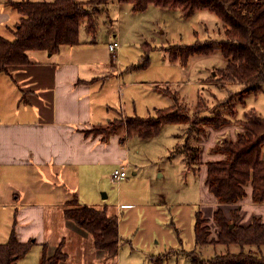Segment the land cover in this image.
<instances>
[{"label": "crops", "instance_id": "crops-1", "mask_svg": "<svg viewBox=\"0 0 264 264\" xmlns=\"http://www.w3.org/2000/svg\"><path fill=\"white\" fill-rule=\"evenodd\" d=\"M5 2L0 0V35L12 40L10 30L19 20V15ZM219 23L223 30L222 23ZM81 30L85 32L83 27L80 33ZM145 45L141 43L140 47ZM103 49L104 53H101V48L97 49L96 44L87 43L80 36V44L63 46L55 54L29 51V64L13 66L8 74H0V213L3 211L14 220L7 239L13 229L20 243L33 240L34 245L46 244L50 254L63 241L66 264H124L121 249L128 242L125 264H140L134 255L139 247L146 248L148 260L145 264L148 261L149 264H163L160 256L174 248L170 246L172 237L167 230L164 234L167 238L160 237L167 214L159 209L167 205L171 208L172 205L163 200L137 204L128 188L124 191L125 183H128L127 171L132 166L133 172L136 171L133 174L137 175L139 169L137 155H132L128 148L135 135H127L124 140L115 133L108 136L93 133L96 127L105 126L112 119L115 87L124 92L136 83H125L129 69H120L116 65L120 44L114 54ZM108 87L114 89L112 94ZM131 107L136 112L133 100ZM126 110L124 105L123 109L119 106L125 117ZM152 110L154 114L158 109L154 107ZM228 126L220 130L209 128L207 139L200 144L201 149L208 151L215 142L224 139L228 131L234 140L236 135ZM138 145L139 141H136L133 153ZM203 153L199 154L202 164L197 173L201 182L200 206L204 218L208 219L217 204L205 184L204 163L216 156H201ZM118 166L125 169L126 176L118 182L116 199L111 202V190L108 191L106 186L112 171ZM246 192L239 205L238 224L246 227L254 217H259L264 223V205L252 202L250 186ZM74 196L77 204H69ZM83 205L106 209L108 215L117 218L119 250L116 258L108 259L105 252L94 248L89 233L65 219L63 212L66 208ZM236 207L237 204L221 206L227 216ZM134 208L142 213L145 220L141 229L130 227V217L124 220L122 215L121 210ZM179 210L180 207L168 211L169 215L172 214L171 221L176 222H172L176 232H181L183 224ZM151 243L155 246L150 248Z\"/></svg>", "mask_w": 264, "mask_h": 264}, {"label": "trees", "instance_id": "trees-1", "mask_svg": "<svg viewBox=\"0 0 264 264\" xmlns=\"http://www.w3.org/2000/svg\"><path fill=\"white\" fill-rule=\"evenodd\" d=\"M99 1V0H98ZM106 2V0H105ZM103 2V3H105ZM131 4L134 11H144L148 5L163 9H177L183 18L188 19L197 11L206 9L222 23L224 40L205 44L172 46L167 49L170 61L179 60L185 65L194 55H208L219 50L226 59V67L219 70V85H237V100L228 95L220 105H227L226 115L217 114L200 117L207 106L199 99L192 115L186 106L178 104L176 95L172 107L159 109L153 116L125 117L124 120L109 121L93 131L103 136L114 134L123 127L128 136L135 135L145 140L158 135L169 124L186 125L188 139L193 135L195 145L189 141L183 146L185 163L193 171L200 169V140L209 128L220 129L237 124L239 131L235 139L224 138L209 149L213 160H207L205 184L208 192L217 204L212 214L214 225L208 224L201 211L195 212L193 225L196 246L216 245L226 249L224 254L208 260L193 257L191 264H264V257L258 256L264 247V223L254 217L248 226L238 224L239 205L246 197V189L251 187V199L254 204L264 205V118L254 110H248L243 118L234 121L236 109L233 102L245 104V95H256L264 87V0H118ZM6 5L19 15V20L10 30L13 39L0 35V74H8L9 68L29 64L27 52L44 51L55 54L63 46L80 44V29L88 34L96 31L93 16L86 5L76 0H54L51 2H32L29 0H6ZM147 58H145V62ZM232 117V118H231ZM198 143V144H197ZM190 170V169H189ZM69 204H77L74 196ZM227 216L221 206L236 205ZM66 220L92 236L94 248L106 253L108 259L116 258L119 250L118 222L115 216L107 214L106 209L98 210L89 206L66 208L63 212ZM231 225H233L231 227ZM213 229V230H212ZM213 239L208 241V237ZM217 237V240H215ZM215 238V239H214ZM34 241L20 243L14 230L5 243H0V264H18L24 258ZM64 242L49 253L46 244L41 245L38 264H66L67 255L63 251ZM239 248L231 253L229 247ZM248 249V250H246ZM255 249V250H254ZM256 250L258 252H256Z\"/></svg>", "mask_w": 264, "mask_h": 264}, {"label": "rangeland", "instance_id": "rangeland-1", "mask_svg": "<svg viewBox=\"0 0 264 264\" xmlns=\"http://www.w3.org/2000/svg\"><path fill=\"white\" fill-rule=\"evenodd\" d=\"M76 1L82 3L91 1L89 5H86V8L89 14L93 16L96 24L94 35L86 34L81 30V39L92 45L96 44L97 49L101 48V53H104L103 48L108 49V43L117 40L120 44V54L116 65L120 69H129V73L125 75L127 79L125 83L133 82L134 84L136 82L124 92H119L115 87L116 103L115 106H112L115 111L112 113L110 121L124 120L125 116L119 111V106L123 109V105L125 108L127 107L125 111L127 117L142 118L153 116L155 114L152 110L154 107L158 110L172 107L175 101L166 92L176 95L178 104L186 106L189 115L194 113L198 100L203 99L207 106L200 117H210L217 112H219L217 114L226 115L227 105L221 107V101L228 95L233 96V100H237L239 97L237 85L227 86L226 89L219 85L218 72L224 69L227 64L219 50H214L208 55H194L188 59L185 65H182L179 60L174 62L169 60L167 49L172 46L205 44L224 39L218 18L210 11L203 9L190 19H185L177 9H163L153 5H149L144 11H134L131 4L119 3L118 0H106V2L105 0ZM12 15L15 16V13ZM113 35H116L117 39L113 38ZM141 43H146V45L141 48ZM145 58H147L146 62ZM202 81L204 82L201 84ZM108 89L112 94L113 88L108 87ZM157 89L159 90L157 91ZM119 94L120 99L118 98ZM243 99L245 104L242 106L237 101L232 103L236 109L235 116L231 117L234 121L242 119L243 114L248 110H254L264 118V87L255 96L245 95ZM132 100L136 112L132 110ZM215 109H218L217 112H213ZM228 127H231V132L237 135L239 131L237 124L233 123ZM186 129V125L169 124L164 126L158 135L149 139L142 140L134 136L128 146L131 154L137 155L136 165L139 169L137 175L133 174L136 171L133 172L132 166L127 171L128 183H125L124 191L128 188L137 204L144 202L153 204L163 200L172 205L171 208L167 205L166 208L159 209L167 214L163 221V234L160 237L167 238L164 235L167 230L172 237L170 246L174 248L160 256V258L163 257L161 259L163 264H191L194 256L201 260H208L226 252L224 247L214 244L200 247L195 245L194 212H202V206H200L201 182L198 178L199 174L194 173L191 168L189 170L185 163L183 146L187 141L192 146L196 144L195 136L192 135L188 139ZM228 133L229 131L223 138L232 139V135H228ZM115 134L119 139L125 140L127 138L123 127L119 128ZM176 134L177 136H174ZM205 136L199 144L197 143L198 145L207 139ZM136 141H139V145L133 153ZM120 146L125 149L124 145ZM201 151L204 152L201 156L208 157L210 154L209 150L203 151L200 145ZM133 158L135 160V156ZM124 164L126 165V162ZM160 173L163 175L159 176ZM56 180L59 179L56 178ZM117 184L118 182L112 179L108 180L106 188L108 187V191L111 190V202L116 199ZM179 207L178 212L180 213L178 215L182 217L181 223L183 224L181 232H176L172 226L176 222L175 220L171 221L172 214L169 215L168 211L175 208L177 210ZM121 211L124 220L127 216L130 217V227L141 229V225L145 222L141 212L136 208ZM3 213V211L0 213L1 242L7 239L9 227L14 222L13 219ZM134 214L137 217H131ZM211 216L208 217V224L212 227L214 223ZM211 239H213L212 235L208 237V241ZM123 241L126 242L124 237ZM153 246L155 245L151 243L150 248ZM128 248L127 242L121 249V258H123L122 263L124 262V264ZM238 250L239 248L235 246L229 247L231 253H237ZM256 252L258 251L256 250ZM190 253L193 257H189ZM40 254L41 246L34 245L18 264H38ZM134 255L140 264H145L148 260L144 247L136 248ZM257 255L264 257V247L261 248V253L258 252Z\"/></svg>", "mask_w": 264, "mask_h": 264}, {"label": "built area", "instance_id": "built-area-1", "mask_svg": "<svg viewBox=\"0 0 264 264\" xmlns=\"http://www.w3.org/2000/svg\"><path fill=\"white\" fill-rule=\"evenodd\" d=\"M108 51L112 54L119 48V43L117 40L108 43ZM126 176L125 169L123 167L115 168L111 173V179L115 182H119Z\"/></svg>", "mask_w": 264, "mask_h": 264}, {"label": "water", "instance_id": "water-1", "mask_svg": "<svg viewBox=\"0 0 264 264\" xmlns=\"http://www.w3.org/2000/svg\"><path fill=\"white\" fill-rule=\"evenodd\" d=\"M233 225H231V227H232Z\"/></svg>", "mask_w": 264, "mask_h": 264}]
</instances>
